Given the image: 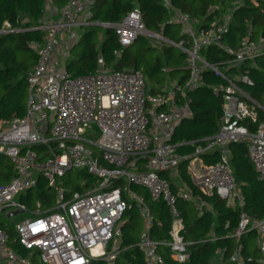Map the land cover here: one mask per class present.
Listing matches in <instances>:
<instances>
[{
	"label": "built area",
	"instance_id": "1",
	"mask_svg": "<svg viewBox=\"0 0 264 264\" xmlns=\"http://www.w3.org/2000/svg\"><path fill=\"white\" fill-rule=\"evenodd\" d=\"M45 2L35 27L43 31V40L31 43L37 61L25 73L26 113L0 120V154L10 160L13 170L12 178L0 183V213L11 210L32 215L14 224L18 241L28 254L17 253L8 242L6 230L0 228V263L90 264L94 259H115L120 252V219L129 207L125 190L139 202L144 215L140 246L145 264H165L158 242L149 236L153 224L150 208L129 188L138 184L146 187L154 200L162 199L170 206L174 222L168 245L176 260L185 262L190 257L189 243L181 235L184 224L177 209L178 198L194 203L202 215L212 208L204 195L216 193L238 211L239 219L230 233L238 245L229 256L225 255V246L219 248L217 264H246L239 241L247 230L259 235L257 263L264 264V218H256L246 210L229 151L231 144L244 143L258 177L264 180V120L258 123L257 103L240 86L241 82L251 83L248 76L219 71L202 54L208 46L230 50L225 37L232 13L244 0H232L228 10L205 25L176 9L168 22L182 27L179 41L149 31L137 7L117 23L121 46L115 51L118 54L141 35L169 42L184 53L181 67L185 79L171 76L152 87L141 69L110 68L103 56L95 72L78 76L70 73L62 63L70 54L69 48L58 53L61 37L75 40L78 36L74 29L92 23L95 0H69L63 8H58L55 0ZM218 9L214 6L210 10ZM14 30L22 28L9 21L0 25V33ZM263 45V36L258 40L245 38L229 64H254ZM170 69L164 67L163 71L168 73ZM206 69L214 70L227 82L213 87L215 93L224 91L220 126L214 135L197 143L193 153L184 155L177 152L178 143L172 140L177 127L192 116L189 92L206 85ZM188 143L195 144H181ZM214 151L218 152V160L206 162L205 155ZM188 158L189 172L201 193L191 188L175 192L170 180L161 175L166 171L178 173L180 163ZM71 170L87 171L95 179L84 192L76 190L67 197L59 178ZM40 176L56 190V198L48 210L41 207L40 201H36L35 210H30L20 197L37 185ZM120 178L126 181V187L115 185ZM19 192L23 193L16 200ZM111 241L117 245L109 253L106 248Z\"/></svg>",
	"mask_w": 264,
	"mask_h": 264
},
{
	"label": "trees",
	"instance_id": "2",
	"mask_svg": "<svg viewBox=\"0 0 264 264\" xmlns=\"http://www.w3.org/2000/svg\"><path fill=\"white\" fill-rule=\"evenodd\" d=\"M69 0H55L58 8H63ZM232 0H171L172 7L185 12L193 19L201 21L205 25L215 17L221 16L230 7ZM45 0H0V25L9 21L12 26L22 28L14 32L0 33V120H8L13 116H24L27 105L28 88L26 70L37 61V54L31 43L43 40V31L36 29L38 18L45 9ZM219 6L218 11H211V7ZM139 8L146 28L160 33L166 38L179 41L182 38L179 24L169 23L171 8L165 0H95L91 7L90 25H85L82 36L71 47L72 56L66 64V69L75 76L93 73L100 65V56H103L104 64L113 69H141L148 82L160 83L171 76L181 74L185 77L181 65L184 53L180 50L175 55V46L166 45L161 57H150L149 38L139 36L134 43L120 50L119 36L115 25L121 22L134 8ZM229 33L225 42L230 50L208 46L203 48L202 54L207 61L226 74L234 75L243 73L248 76L251 83L241 82L242 89L257 103L258 123L264 120V50L255 58L254 64L245 61L234 67L229 64L234 57L236 47L245 38L258 40L264 37V0H244V3L235 8ZM26 19V20H25ZM107 25H96V23ZM141 41L142 46L134 49L135 44ZM164 67H170L168 73ZM163 74V75H162ZM205 83L203 87L189 92L191 97L192 116L183 121L176 129L173 142L178 143L177 152L181 154L193 153L197 143H201L206 136L214 135L220 126L223 113L224 91L215 93L214 86L226 85V80L214 70L206 69L204 72ZM252 103V102H251ZM257 122L252 125L255 129ZM195 142V144H181L183 142ZM39 149V147H37ZM231 151V168L237 184L242 189L246 201V210L256 218H264V180L258 177L256 168L248 156L246 145L242 142L229 146ZM204 160L208 163L218 160V152L206 154ZM189 158L179 165L181 180L194 192H200L195 185L188 169ZM80 182L74 183L71 179L64 181L67 197L73 191L84 192L95 177L87 171H78ZM170 171L161 175L170 180L171 186L177 192L178 188L171 180ZM13 176L12 164L3 154H0V183L9 181ZM84 181V184L82 183ZM115 185L124 187L126 182L120 178ZM53 188V187H52ZM47 180L40 176L37 185L24 192L20 199L30 210L36 209V201H40L41 207L48 210L53 206L56 192L52 191ZM129 188L143 198L150 208L152 215V227L149 236L158 242V251L163 255L165 264H211L216 251L226 247L225 255L229 256L237 247L235 239L230 233L238 226V211L227 205L216 193L204 195L212 208L205 214H200L194 203L177 200L179 216L183 220L182 237L189 243V260L180 262L170 255L169 242L172 240L170 231L173 226V214L171 208L162 199H153L150 191L141 185H129ZM124 198L127 194L124 190ZM129 207L121 216L122 241L120 252L114 264H145L144 250L140 246L142 235L145 231V221L139 204L127 199ZM24 213V212H23ZM31 215V214H30ZM19 214L16 219L24 218ZM14 221L3 217L0 228H4L8 234V242L19 254L27 255L28 249L18 241ZM211 235L215 236L213 240ZM258 238L254 230H247L241 237V253L246 264H258ZM90 264H109L108 259H94Z\"/></svg>",
	"mask_w": 264,
	"mask_h": 264
},
{
	"label": "crops",
	"instance_id": "3",
	"mask_svg": "<svg viewBox=\"0 0 264 264\" xmlns=\"http://www.w3.org/2000/svg\"><path fill=\"white\" fill-rule=\"evenodd\" d=\"M165 2H166V5H168L171 9V14H173L175 11H176V9H174L173 7H172V3H171V0H165ZM90 25V24H89ZM182 28V27H181ZM85 30V26H82V27H80V28H75L74 29V31L76 32V36H78L75 40H72L71 38H69V36H67V35H63L62 37H61V40H60V44H59V46H58V53H61L62 54V52L63 51H66V49H68L69 48V56H67L66 58H63V60H62V63H63V65H64V67H66V64H67V61L69 60V58H70V56H72V53H71V47H72V45L76 42V41H78V39L82 36V32ZM260 38V37H259ZM179 75V77L181 76V74H178ZM173 77H175V76H173ZM161 83V82H160ZM157 84V83H156ZM26 103H27V100H26ZM27 105V104H26ZM27 110V109H26ZM13 171V170H12ZM170 174H172V178H171V180L174 182V185H176L177 186V188H178V190L179 189H189V187L181 180V178H180V176H179V174L178 173H176V172H174V171H171V173ZM124 180V179H123ZM125 181V180H124ZM126 182V181H125ZM127 186V184L124 186V187H126ZM131 189V188H130ZM125 193L127 194V199H129V201H130V196L131 195H129V193H128V191H125ZM135 193V192H134ZM136 194V193H135ZM137 195V194H136ZM138 196V195H137ZM140 196V195H139ZM126 199V200H127ZM135 201H136V203L137 204H139V202L136 200V199H134ZM139 206H140V204H139ZM140 209H141V206H140ZM141 212H142V210H141ZM23 212H21V211H19V212H15V213H10V211L7 213V215L5 216L6 218H12L13 216H15V215H19V214H22ZM143 213V212H142ZM12 216V217H11ZM144 216V215H143ZM22 219V218H21ZM15 220H17V221H19L18 219H15ZM17 221H14L15 223L17 222ZM14 223V224H15ZM257 234V233H256ZM122 237V236H121ZM121 237H120V239H119V242H121L122 241V239H121ZM118 242V243H119ZM112 243H113V241H112ZM109 245V244H108ZM116 245H117V243H116ZM117 258V257H116ZM115 258V259H116ZM99 259H108V261H109V264H114L115 263V259H110V258H99ZM217 264V256L216 257H214L213 258V260H212V262H211V264ZM0 264H6L5 262H3V263H0ZM228 264H231V263H228Z\"/></svg>",
	"mask_w": 264,
	"mask_h": 264
},
{
	"label": "rangeland",
	"instance_id": "4",
	"mask_svg": "<svg viewBox=\"0 0 264 264\" xmlns=\"http://www.w3.org/2000/svg\"><path fill=\"white\" fill-rule=\"evenodd\" d=\"M180 26V25H179ZM181 27V26H180ZM180 29H182V28H180ZM142 42L141 41H139V42H137V44H135V47H134V49H136V48H139L140 46H142V44H141ZM149 43H150V46H152L153 48H151L150 50H149V56L151 57H157V56H159V57H161V59L163 60V61H165V59H166V54H164V47L167 45H169L170 43L168 42V43H166L165 41H163V40H161V39H159V38H149ZM264 46V45H263ZM263 46H261V48L263 47ZM173 50V53L175 54V55H177V54H179V52H180V50L177 48V47H175L174 49H172ZM163 75V74H162ZM175 77H179V75H174ZM148 85H150L151 87L152 86H156L157 84L156 83H154V82H149L148 83ZM1 91H2V89H1V87H0V93H1ZM79 173L80 172H78L77 170H71L70 172H69V174L67 175V176H65V177H63V178H59V181H62L63 183H64V181L66 182V181H68L69 179H71L74 183H77V182H80L81 180H80V178H79ZM52 191L55 193L56 192V190L54 189V188H52ZM23 192H19L18 193V195L16 196V200H18L19 199V197H20V195L22 194ZM131 198H130V200H133L134 201V197L133 196H130ZM8 211H11V210H6V211H3L2 213H0V221L2 220V218L3 217H5L6 215H7V213H8ZM25 217H28V216H32V215H30V213L29 212H24V213H22ZM19 215H15V216H11L12 218V220H15L16 219V217H18ZM114 246H116V242L115 241H113V243H112V241L109 243V245L107 246V252H111V250L114 248Z\"/></svg>",
	"mask_w": 264,
	"mask_h": 264
},
{
	"label": "water",
	"instance_id": "5",
	"mask_svg": "<svg viewBox=\"0 0 264 264\" xmlns=\"http://www.w3.org/2000/svg\"><path fill=\"white\" fill-rule=\"evenodd\" d=\"M91 24H94V23H91ZM99 24H100V25H107V26L109 25V24H107V23H102V22L96 23V25H99Z\"/></svg>",
	"mask_w": 264,
	"mask_h": 264
}]
</instances>
